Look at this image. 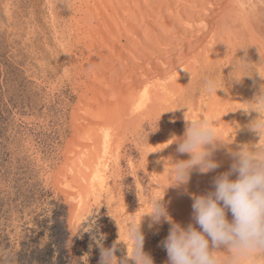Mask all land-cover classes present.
Returning <instances> with one entry per match:
<instances>
[{"label":"rangeland","instance_id":"374dc122","mask_svg":"<svg viewBox=\"0 0 264 264\" xmlns=\"http://www.w3.org/2000/svg\"><path fill=\"white\" fill-rule=\"evenodd\" d=\"M79 1L0 0V264H98V243L111 247L116 241L120 243L117 257L126 256L127 247L131 248L126 225L139 217L143 199L147 205L140 218L150 212V198L163 199L170 212L166 201L169 184L160 192L150 166L159 159L155 175L161 182L160 176L169 175L172 167L169 160L189 158L177 154L171 159L164 147L172 132L183 136L187 109L191 118L200 119L216 108L213 113L221 126L218 135L227 133L223 140L229 145L214 153L221 167L205 174L211 177L210 188L213 178L230 166L229 148L259 144L260 137L248 124L258 116L249 111L254 108L249 102L264 84L257 74L264 78V68L258 64L264 63V16L258 23L261 50L245 43L209 67L173 107L155 106L149 115L142 111L133 123L128 121L121 133L119 154L108 170V194L90 201L71 225V208L56 178L77 134L74 118L82 92L77 86L75 58L81 55L70 24ZM232 71L240 81L231 78ZM208 78H215L220 88L217 95L204 90ZM241 110L246 111V118ZM239 122L249 137L237 129L234 135L231 126L235 128ZM258 146H264V139ZM196 175L193 171L188 184ZM142 220L144 251L154 264H164L167 253L160 242L170 225L163 222L149 229L150 218Z\"/></svg>","mask_w":264,"mask_h":264},{"label":"bare ground","instance_id":"6f19581e","mask_svg":"<svg viewBox=\"0 0 264 264\" xmlns=\"http://www.w3.org/2000/svg\"><path fill=\"white\" fill-rule=\"evenodd\" d=\"M78 4L70 24L81 55L74 57L80 79L76 83L82 92L74 118L77 134L56 178L71 208V225L90 201L108 194V170L119 154L128 121L133 123L142 111L150 113L155 106L175 103L209 67L245 43L260 49L263 37L258 23L264 16V0H80ZM214 110L204 118L214 121L220 134ZM188 111L184 118L193 120ZM245 113L241 110L243 118ZM244 124L239 122L237 129L243 135ZM222 134L225 139L227 133ZM173 136L172 132L164 143L171 159L178 157L177 145L167 146ZM156 162L150 170L161 192L169 180L161 168L159 181ZM210 181L211 177L197 172L188 186L168 188L166 201L174 221L182 226L191 221V196L211 189ZM143 204L136 221L146 210L144 199ZM228 216L231 219V213Z\"/></svg>","mask_w":264,"mask_h":264},{"label":"clouds","instance_id":"9594fccd","mask_svg":"<svg viewBox=\"0 0 264 264\" xmlns=\"http://www.w3.org/2000/svg\"><path fill=\"white\" fill-rule=\"evenodd\" d=\"M258 64L264 68V63ZM230 76L237 82L241 79L233 71ZM218 89L215 78L204 81V90L209 94L217 95ZM249 103L254 106L249 111L258 116L248 128L260 137L259 144L227 150L231 159L229 168L213 178L211 189L191 196V221L182 226L169 215L163 199L150 198V212L126 225L131 245L126 256L117 257L120 250L117 241L111 247L97 241L98 264H154L151 255L144 251L141 223L145 216L150 218L149 229L163 222L170 225L168 235L160 242L167 253L165 264H264V146H258L264 139V84ZM187 121L183 136H173L167 143V146L175 143L176 153L189 157L174 163L168 161L172 167L167 189L187 185L193 171L207 174L220 168L214 153L229 145L218 135L214 121L203 117ZM231 128L235 135L240 125Z\"/></svg>","mask_w":264,"mask_h":264}]
</instances>
